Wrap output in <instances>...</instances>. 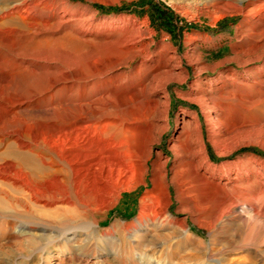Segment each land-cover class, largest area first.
I'll use <instances>...</instances> for the list:
<instances>
[{"label":"rangeland","instance_id":"rangeland-1","mask_svg":"<svg viewBox=\"0 0 264 264\" xmlns=\"http://www.w3.org/2000/svg\"><path fill=\"white\" fill-rule=\"evenodd\" d=\"M241 6L247 7L248 1L43 0L34 18L18 19L22 31L14 26L0 32V69L9 73L0 83V92L7 98L18 94L30 99L17 109L16 115L0 106L1 161L7 162L4 154L9 148H18L16 133L11 134L15 130L38 127L53 118L57 110L69 112V92L61 90L60 85L48 89L53 80L66 76L68 67L89 75L91 65L98 59L105 63L109 56L117 54L121 64L116 72L126 73L138 60L130 61L131 55L122 52L119 44L130 37L139 47L151 43L150 50L158 59L162 55L171 59V72L155 81L161 106L167 103V122L163 124L161 120L145 135H129L138 147L135 160L145 158L155 140L145 176L148 184L140 183L136 167L129 183L117 185L103 197L97 213L101 219L99 230L115 222L136 220L144 205L142 197L159 184L154 161L162 153L168 158L164 180L171 195L169 212L178 218L186 217L177 212L178 208L189 212L187 225L194 239L192 245H180L167 230L145 229L138 252L149 256L155 249L160 264H220L207 256L211 250L213 258L222 264H264L263 217H255L252 208L239 206V202L227 212L222 225L214 221L221 199L237 191L233 181H238L243 192L257 191L264 184V32L253 16L241 12ZM158 9L172 16L170 29L160 24ZM149 65L131 80L133 84L154 73ZM119 83L117 90H122L124 85ZM204 98L209 105H223L219 120V111L214 108L210 120V107L201 105ZM194 120L199 123L203 154L217 186L204 189L200 184L187 185L185 157L191 147L196 146L198 152L200 149ZM5 182L0 179V198L6 204L0 209V264H130L123 259L126 247L121 243L101 242L102 248L89 243L90 249L85 252L79 250L85 247L83 241L66 244L52 229L62 226L66 214L35 204L27 208L17 198L26 192ZM21 225L42 233L43 239L21 233ZM39 247L43 250L38 251Z\"/></svg>","mask_w":264,"mask_h":264},{"label":"bare ground","instance_id":"bare-ground-1","mask_svg":"<svg viewBox=\"0 0 264 264\" xmlns=\"http://www.w3.org/2000/svg\"><path fill=\"white\" fill-rule=\"evenodd\" d=\"M42 1L4 0V3L0 4V32L3 29H13L14 26L22 31L18 19L34 18ZM247 1L248 6H241V12L253 16L264 32V0ZM119 45L122 52L131 55L130 61L138 60L137 65L126 73L116 72L121 64L116 54V56H109L105 63L97 62L100 61L98 59L91 65L89 75H85L76 67H68L66 76L62 80H53L48 89L60 85L61 90L66 89L69 92V112L63 113L57 110L53 118L43 121L38 127H25L11 133H16L14 136L15 142H18V148L11 147L4 154L7 162H2V158L0 159V179L26 192L21 193V196L17 198L27 208L35 204L41 205L42 208H54L57 213L64 212L66 216L62 226H52V229L58 231L57 237L62 236L66 244L77 240L83 241L85 247L79 249L81 252L89 250L90 245L102 248L101 242H111L112 245L121 243L126 247L122 250L124 261L130 264H136L138 261L142 264H150L151 261H157V264H160L161 259L155 249L149 256L147 253L138 252L137 247L142 244L143 230H167L180 245H189L194 239L187 225L189 212L178 208V213L186 215L182 218L174 217L169 212L171 195L169 184L164 180L168 158L162 153H158L154 161L159 184H155L153 190H148L142 197L141 201L144 205L136 220L131 223L115 222L110 228L99 230L101 219L97 218V213L103 197L111 194L110 192L117 185L129 183L136 167L140 171V183L148 184L145 176L148 161L152 156L150 147L155 140L149 145L147 156L135 160L138 147L132 144L133 141L132 139V142L130 141L129 135L137 133L141 136L145 135L152 126H158L161 120L163 124L167 122V103L161 106L162 102L158 97L159 92L156 90L155 81L158 76L171 72L172 68L168 69L171 59L165 55L158 56L160 57L158 59L157 55L150 50L151 43L139 47L135 38H126ZM130 61L126 65H129ZM149 64L153 66L154 73L142 78L138 84H133L131 80L140 76L143 68ZM16 65L21 66V62ZM135 70L138 74L134 73ZM8 75L6 69H0V83ZM119 82L124 85L122 90H117ZM164 87H166L165 83L161 90L159 89L160 92L164 93ZM149 90L152 93L147 94ZM96 93L98 95L93 97L92 95ZM28 97L14 94L7 98L0 92V106L15 114L18 108L30 101ZM208 103L206 99L201 100L203 108L210 107L207 114L210 120L213 116L212 108L219 111L216 115L219 120L224 109L223 105L213 103L212 106ZM120 112L129 113L131 116ZM193 123L196 127V143L200 147L199 152L202 151V156L199 155L196 146L191 147L187 152L184 160V165L189 171L187 185L200 184L204 189L217 186L218 183L212 180L208 170L210 167L207 163L208 158L203 154L204 146L199 123L195 120ZM2 136L4 138L5 135ZM228 183L229 180L225 182V185ZM232 187L237 191L221 199L215 212V224L222 225L227 212L231 207L238 206L239 202H241L239 206L252 208L255 217L264 218V184L258 187L259 190H253L254 192H247V186L245 187L247 191H240L241 185L238 181H233ZM157 191L161 193H156ZM4 201L0 198L2 210L6 205ZM25 226H20L21 233L43 239L42 233H36L34 228L28 231ZM128 242L130 244H127ZM43 247L37 250L42 251ZM211 251L207 255L209 259L222 264L221 260L213 258L214 252ZM145 258L149 262H146Z\"/></svg>","mask_w":264,"mask_h":264},{"label":"trees","instance_id":"trees-1","mask_svg":"<svg viewBox=\"0 0 264 264\" xmlns=\"http://www.w3.org/2000/svg\"><path fill=\"white\" fill-rule=\"evenodd\" d=\"M158 18L160 19V24L168 29H170V24H171V20H172V16L161 10V9H158Z\"/></svg>","mask_w":264,"mask_h":264}]
</instances>
